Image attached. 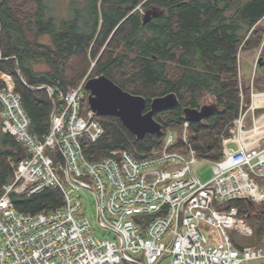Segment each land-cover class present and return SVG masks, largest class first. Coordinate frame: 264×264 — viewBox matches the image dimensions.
<instances>
[{
    "label": "built area",
    "instance_id": "built-area-1",
    "mask_svg": "<svg viewBox=\"0 0 264 264\" xmlns=\"http://www.w3.org/2000/svg\"><path fill=\"white\" fill-rule=\"evenodd\" d=\"M0 81L2 131L27 151L1 189L0 264H242L264 259V238L245 244L229 234L253 235L247 218L230 202H264V112L256 115L264 105H253V89L249 107L240 92L232 134H221V157L203 158L212 164L213 174L202 182L195 172L198 155L188 142L186 119L181 149L169 148L175 140L170 132L163 147L147 157L113 150L92 160L82 142H95L103 127L90 108L82 110L86 79L66 93L56 89L60 104L52 99L42 139L30 131L29 116L10 77ZM45 89L52 98L54 89ZM48 187L58 188L63 196L62 205L50 211H19L10 197ZM82 188L95 194L98 223L112 238L94 236L90 220L78 213L81 201L75 192ZM202 224L216 228L217 240L204 235Z\"/></svg>",
    "mask_w": 264,
    "mask_h": 264
},
{
    "label": "trees",
    "instance_id": "trees-1",
    "mask_svg": "<svg viewBox=\"0 0 264 264\" xmlns=\"http://www.w3.org/2000/svg\"><path fill=\"white\" fill-rule=\"evenodd\" d=\"M53 1V0H52ZM0 0V73L9 76L30 119V131L42 139L48 131L56 89L75 88L89 77L104 74L116 84L146 98L173 92L179 104L158 111L160 134L137 138L116 116H97L103 127L95 142H82L90 159L113 150H126L136 158L163 147L167 134L181 133L183 108H199L205 95L217 109L199 122H190L188 142L197 155L221 157V134L250 103V90L238 80L240 47H260L264 61V0ZM54 1V2H55ZM62 3V5H57ZM154 4L158 17L142 23V12ZM47 36L45 42L41 38ZM253 84L264 90V64L257 62ZM26 84L42 87L30 90ZM2 85V82H0ZM46 86L54 89L50 98ZM83 108H88L86 99ZM0 194L11 181L13 166L27 156L26 148L0 131ZM179 136L170 149H181ZM147 155V156H146ZM15 208L23 212L50 211L62 205L58 188L32 194L11 193ZM253 228L247 244L264 238V202L245 199L230 202ZM236 246L241 245L236 243Z\"/></svg>",
    "mask_w": 264,
    "mask_h": 264
},
{
    "label": "water",
    "instance_id": "water-1",
    "mask_svg": "<svg viewBox=\"0 0 264 264\" xmlns=\"http://www.w3.org/2000/svg\"><path fill=\"white\" fill-rule=\"evenodd\" d=\"M162 12L163 9L159 6L148 8L142 23L146 24L152 18L161 15ZM261 59V57L257 58V62L263 65L264 61ZM26 86L30 90L42 88L28 84ZM84 87L88 90V106L97 116L118 117L122 124L137 138H141L146 133L160 134L162 132L161 123L155 119L154 114L179 104L176 94L170 92L152 98L149 109L145 111V97L124 90L104 74L87 78ZM216 109V103H209L201 105L199 108L184 107L183 113L187 121L199 122L211 115Z\"/></svg>",
    "mask_w": 264,
    "mask_h": 264
},
{
    "label": "rangeland",
    "instance_id": "rangeland-1",
    "mask_svg": "<svg viewBox=\"0 0 264 264\" xmlns=\"http://www.w3.org/2000/svg\"><path fill=\"white\" fill-rule=\"evenodd\" d=\"M50 1H51L50 5H53V3L56 4L55 0H53V1L50 0ZM69 1H71V0H64L63 4L66 6L69 4ZM57 5H62V3H58ZM140 9H139V11L143 12V10H140ZM41 39L45 42L48 41L47 36H44ZM260 50H261L260 47H257V48L251 49V50H244L240 47L238 54H237V58H238V80H239V82H241V84L243 86H248L249 90H250V103H249L248 107L251 105L252 89H253L255 94H261L260 92L264 93V90H258V88L254 87V84H253V79H254L255 73H257V70H256L257 57L259 56ZM89 72H90V70L86 73L85 76H88ZM87 91L88 90L86 88L83 89V93L85 94L84 99H86V102H87V95H88ZM256 92H259V93H256ZM209 103H214L212 101V96L205 95L203 98V104L202 105L209 104ZM87 104H88V102H87ZM88 109H89V106H88V108H83L84 111H87ZM263 112H264V109L256 110V115L257 114L260 115ZM95 118L97 119V115L95 116ZM247 125H250V119L249 118L247 119ZM230 126L231 125L227 126V132L232 134V132H231L232 130H231ZM1 129L2 128H1V116H0V131H1ZM171 132L174 135V139H176L177 136L181 137V133L178 134V132H176V131H171ZM168 134H167V136H168ZM1 136H2V134L0 132V138H1ZM225 136H226V134H225ZM203 158L204 157L198 156V161L195 163L196 175L199 177V179L202 182L208 180L213 174L212 164L208 160H205ZM92 187L94 188V184L92 185ZM75 194L79 197V199L81 201V206H80L78 213H82L84 216H86L90 220L91 232L93 233V235L96 237H99V238H105V237H111L112 238L113 234L109 230L102 228L98 223V208H97V201H96L95 194L91 190L84 189V188L78 190L77 192H75ZM201 229H202V232L204 233V235L209 240H211V241L217 240L218 235H217L216 228H214L213 226H210V225L202 224ZM229 234L233 239H237V238L239 239L240 238L241 241L244 242L245 244L248 243L249 237L241 238V236H239L236 232H231V231L229 232ZM121 264H134V263L122 261ZM242 264H264V259L246 261V262H243Z\"/></svg>",
    "mask_w": 264,
    "mask_h": 264
},
{
    "label": "bare ground",
    "instance_id": "bare-ground-1",
    "mask_svg": "<svg viewBox=\"0 0 264 264\" xmlns=\"http://www.w3.org/2000/svg\"><path fill=\"white\" fill-rule=\"evenodd\" d=\"M83 79H86V77H84ZM253 101H254V105H264V93L255 94L253 97Z\"/></svg>",
    "mask_w": 264,
    "mask_h": 264
},
{
    "label": "flooded vegetation",
    "instance_id": "flooded-vegetation-1",
    "mask_svg": "<svg viewBox=\"0 0 264 264\" xmlns=\"http://www.w3.org/2000/svg\"><path fill=\"white\" fill-rule=\"evenodd\" d=\"M153 6H156V5H154V4H150V5L147 6V7L145 8V10L142 12V17H141V18H142V21H143V16H144L145 13H146V10H147L148 8H150V7H153ZM152 20H153V18H152L150 21H152ZM150 21H148V22H150ZM148 22H147V23H148ZM147 23H146V24H147Z\"/></svg>",
    "mask_w": 264,
    "mask_h": 264
},
{
    "label": "crops",
    "instance_id": "crops-1",
    "mask_svg": "<svg viewBox=\"0 0 264 264\" xmlns=\"http://www.w3.org/2000/svg\"><path fill=\"white\" fill-rule=\"evenodd\" d=\"M7 77V75L6 74H4V73H0V78H6ZM11 79V78H10ZM1 82V81H0ZM253 105H254V101H253Z\"/></svg>",
    "mask_w": 264,
    "mask_h": 264
},
{
    "label": "clouds",
    "instance_id": "clouds-1",
    "mask_svg": "<svg viewBox=\"0 0 264 264\" xmlns=\"http://www.w3.org/2000/svg\"><path fill=\"white\" fill-rule=\"evenodd\" d=\"M12 81V80H11ZM13 83V82H12ZM2 130V129H1Z\"/></svg>",
    "mask_w": 264,
    "mask_h": 264
}]
</instances>
